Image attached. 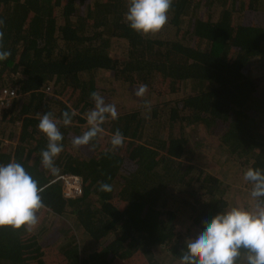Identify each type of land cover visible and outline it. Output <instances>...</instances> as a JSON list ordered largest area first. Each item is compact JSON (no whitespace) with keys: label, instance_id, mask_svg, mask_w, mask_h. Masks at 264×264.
<instances>
[{"label":"trees","instance_id":"obj_1","mask_svg":"<svg viewBox=\"0 0 264 264\" xmlns=\"http://www.w3.org/2000/svg\"><path fill=\"white\" fill-rule=\"evenodd\" d=\"M127 3L0 0V88L22 93L1 112L0 163L42 189L35 225L0 226V264H181L203 215L241 205L244 171L264 169V0H172L148 35L128 27ZM92 92L117 116L74 146ZM44 113L63 137L56 174L40 159ZM62 174L82 194L65 195Z\"/></svg>","mask_w":264,"mask_h":264},{"label":"clouds","instance_id":"obj_2","mask_svg":"<svg viewBox=\"0 0 264 264\" xmlns=\"http://www.w3.org/2000/svg\"><path fill=\"white\" fill-rule=\"evenodd\" d=\"M172 0H128L124 20L128 27L142 35L158 32L167 22V12ZM9 55L0 50V60ZM144 91L140 88L138 95ZM95 107L87 113L89 127L81 135L73 138L74 146L88 144L101 130L106 115L113 119L117 113L113 105L105 104L96 92L90 93ZM74 113H61L63 124L69 125ZM37 128L47 137V145L40 152L42 165L52 174L58 169L54 158L62 151V134L58 122L49 113L40 115ZM123 137L116 130L110 144L119 146ZM243 178L251 185L250 195L254 199L252 207L232 205L220 209L212 215L202 217V226L184 240L181 264H237L241 249L245 250L243 264H264V169L248 167ZM100 190L108 191L110 186L101 184ZM38 182L25 167L16 161L0 163V226L30 229L37 223L36 212L42 206Z\"/></svg>","mask_w":264,"mask_h":264},{"label":"built area","instance_id":"obj_3","mask_svg":"<svg viewBox=\"0 0 264 264\" xmlns=\"http://www.w3.org/2000/svg\"><path fill=\"white\" fill-rule=\"evenodd\" d=\"M22 93L19 90V86L14 87H1L0 88V117L1 112L8 107L13 100L21 97ZM63 181V189L65 195L76 196L82 194L81 179L77 175L62 174L58 177Z\"/></svg>","mask_w":264,"mask_h":264},{"label":"rangeland","instance_id":"obj_4","mask_svg":"<svg viewBox=\"0 0 264 264\" xmlns=\"http://www.w3.org/2000/svg\"><path fill=\"white\" fill-rule=\"evenodd\" d=\"M208 150L210 151V149ZM212 151L214 152V148H212ZM243 186L247 189V184H243ZM238 201H240L241 206L252 207L254 205V200L251 197L249 192H246V194L240 195L238 197Z\"/></svg>","mask_w":264,"mask_h":264}]
</instances>
